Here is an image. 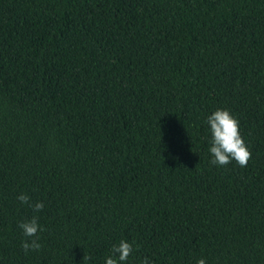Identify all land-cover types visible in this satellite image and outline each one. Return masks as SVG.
Instances as JSON below:
<instances>
[{"label":"trees","instance_id":"obj_1","mask_svg":"<svg viewBox=\"0 0 264 264\" xmlns=\"http://www.w3.org/2000/svg\"><path fill=\"white\" fill-rule=\"evenodd\" d=\"M217 109L246 167L211 163ZM121 240L123 264H264V0H0V264Z\"/></svg>","mask_w":264,"mask_h":264},{"label":"clouds","instance_id":"obj_2","mask_svg":"<svg viewBox=\"0 0 264 264\" xmlns=\"http://www.w3.org/2000/svg\"><path fill=\"white\" fill-rule=\"evenodd\" d=\"M206 123L210 126L212 139L209 149L213 159V165L225 166L233 160L241 167H246L252 158V153L243 139L240 132L239 120L227 109H217L208 118ZM18 200L23 204H28L34 212H40L44 208L43 202L30 203V197L27 194H21ZM26 239L22 243V248L27 254L30 250H39L42 245L39 242V232L43 231L38 222V217L34 216L31 220L22 221L19 224ZM134 252L133 244L126 240H121L118 245H113L111 255L106 258L105 264H123ZM89 257H84L87 259ZM143 264H152L145 258ZM197 264H206V260L201 258Z\"/></svg>","mask_w":264,"mask_h":264}]
</instances>
